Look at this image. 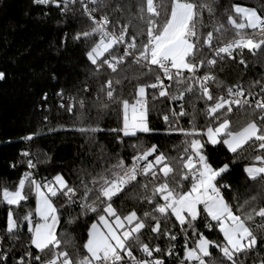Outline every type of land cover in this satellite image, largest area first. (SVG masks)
<instances>
[{
  "label": "snow or ice",
  "instance_id": "obj_1",
  "mask_svg": "<svg viewBox=\"0 0 264 264\" xmlns=\"http://www.w3.org/2000/svg\"><path fill=\"white\" fill-rule=\"evenodd\" d=\"M31 2L40 9L41 19L49 18L53 8L61 17H68L77 2L79 3L76 11L86 18L88 27L72 34L71 40L73 43H88L91 38L99 37L98 40L92 41L85 51L86 59L95 72H99L106 65L107 69L111 70L110 75L115 74L118 67L128 58L146 68L149 74L155 71L154 82L137 84L135 100L131 103L129 99L118 94L115 85L121 83L119 78L115 81L107 79L101 85L98 98L106 97V102L102 103L101 107L109 109L111 106H117L122 110V126L109 129L115 134L117 142H122L121 133L127 137L135 136L137 132L152 131L148 124L147 89L153 90V100L164 98L173 103L182 102L185 93L203 99L205 115L210 118V123L203 130L195 126L187 131L178 127L168 129L178 130L185 136V147L179 159L159 151L158 146L153 144L133 156L131 165L118 158L117 163L105 168L96 176H91V186L89 182L82 180V195L79 188L70 186L61 174L55 175L51 181H37L30 171L36 167L31 153L22 151L21 156L27 158L25 162L29 171L20 177L14 190L7 187L0 189V202L8 206L4 235L16 237L18 241L22 222L27 224L28 244L23 253L15 259V264H165L164 257L173 254V242L177 240L178 234L184 235L185 238L183 260L180 264H206L205 257L210 256V247L217 248L222 254L221 264H243L239 257H248L250 253L257 252L264 241V230L259 226L254 230L248 223L253 221L254 216L264 220V207L257 211L249 205L250 210H246L245 206L249 202L245 201L234 210L223 194V190H230L231 185L221 182L223 174L229 171L230 166L228 163L219 167L213 166L205 149L208 145L223 144L229 152L235 154L242 145L252 141L258 150H264V84L257 80L250 83L247 90L240 84L228 86L225 90L222 88L223 82L214 74L218 60L222 62L227 58L235 61L236 55L239 54V64L247 67L243 58L244 50L253 57L264 53V11L233 4L231 10L235 16L227 14V25L234 35L227 42L213 47L214 32L223 36L229 32V27L219 22L212 31L203 36L197 24L204 26L201 17L203 10L206 9L210 15H214L215 0H201L199 3L195 0H171L170 11L163 0L159 4L154 0H137L136 19L143 27L130 41L125 36L129 24L121 25L119 20L113 23L109 14L102 11L111 6L106 4L105 0H90L91 6L89 0ZM112 10L122 12L123 8L116 4ZM137 36L141 37L139 44ZM68 40V33H65L57 52L67 47ZM114 45H125L122 55L113 54L116 52ZM205 46L212 51L213 58L204 57ZM105 53H108L110 58L101 60ZM202 70L204 75H198ZM50 78L57 79L55 71L50 73ZM4 79L6 73L0 71V81ZM165 80L175 81L179 89L178 94L172 93ZM211 84L216 85L219 94L210 91ZM257 85L260 86L258 93L254 91ZM88 90L85 85L84 91ZM56 96L63 98L64 90L57 91ZM257 96L259 98H255ZM250 97L253 99L250 100ZM47 100L48 93L43 92L41 101ZM80 104L83 107V101H80ZM233 105L240 108L247 106L255 118L234 130L228 118V114L233 112ZM60 106L66 107L68 112H72L74 107L73 104L64 103ZM184 115L187 113L183 103L178 113L172 110L173 119ZM163 119L169 123L168 115H164ZM77 130L90 135L103 129L90 126ZM35 135L37 133H32L23 139L32 140ZM253 159L258 165L253 163L245 166L244 173L250 180H264V151ZM138 177L146 181L141 184L145 192L141 200L148 208L142 215H138L136 209L126 215L118 214L113 207V198L118 197V194L133 185V182L140 183ZM33 192L37 217L35 222L32 212L21 218L12 210V206H20ZM58 197L64 198L65 205L79 208L76 217L70 216V224L81 215L93 213L97 216V220L88 228V238L82 246L86 250L84 255L77 254L73 258L67 250H63L62 246L69 242H62L57 233L59 214L53 198ZM201 219L205 228H218L223 236L222 245L208 240L203 232L198 231ZM100 225H103V229ZM177 225L179 233L174 231ZM189 231L192 236L197 237L192 247L187 243ZM146 234L147 241L144 240ZM159 239L166 240L167 248L153 243ZM136 251L142 255H134ZM12 254L0 249V264H7ZM254 264H264V257L255 259Z\"/></svg>",
  "mask_w": 264,
  "mask_h": 264
},
{
  "label": "trees",
  "instance_id": "obj_2",
  "mask_svg": "<svg viewBox=\"0 0 264 264\" xmlns=\"http://www.w3.org/2000/svg\"><path fill=\"white\" fill-rule=\"evenodd\" d=\"M154 2L159 4L162 0H154ZM195 2L199 3L201 0ZM105 3L111 6L102 11L109 14L113 23L119 20L121 25L129 24L126 33L128 39L143 27L136 19L137 0H105ZM163 3L168 5L170 11L171 0H163ZM116 4L121 5L122 12L112 10ZM233 4L264 11V0H215L214 15H210L206 9L203 10L201 17L204 26L197 24L203 36H206L208 31H212L219 22L229 27L226 35L220 36L214 32L213 46L229 40L234 35L227 25V14L235 16L231 10ZM78 8L77 2L68 17H61L53 8L49 18L41 19L40 9L36 8L31 0H0V71L6 73V79L0 81V189L15 188L20 177L29 171L25 162L27 158L21 156L22 151H28L36 164L34 170L37 171L40 180L51 181L52 177L61 174L70 186H77L82 195V180L90 184L91 176H96L105 168L117 163L118 158L131 165L133 156L153 144L158 146L159 151L179 159L185 147L183 143L185 136L178 130L168 131V129L178 127L187 131L195 126L203 130L210 123V118L205 115L203 99L185 93L183 107L187 115L173 119L171 103L164 98L153 100V90L147 89L148 124L152 131L137 132L135 136L127 137L121 133L122 142H117L115 134L109 129L122 126V110L117 106H111L109 109L101 107L102 103L106 102V97L98 98L101 85L107 79L115 81L119 78L121 83L115 85L118 94L132 102L135 100L137 84L154 82L156 73L154 71L149 74L146 68L135 64L131 58L119 66L115 74L110 75L111 70L107 69L106 65L99 72H95L86 59L85 51L91 46V42L98 40L99 37L91 38L88 43L83 41L73 43L71 40L72 34L88 27L86 18L81 17L79 11H76ZM57 21L62 22L57 23ZM65 33L69 36L67 47L57 52ZM140 39L141 37L137 36V44ZM113 47L116 49L113 54H123L121 47L116 45ZM107 55L108 53H105L100 59L103 60ZM203 55L205 58L210 55L207 46L203 50ZM240 58L238 54L235 61L218 60L214 74L223 82L222 88L226 90L228 86L240 84L247 90L249 84L257 80L264 84V53L253 57L244 50L243 58L247 62V67L239 64ZM52 71L57 74L56 80L50 78ZM202 72L204 73V70ZM85 85L89 89L87 92L84 91ZM172 85L179 91L175 81H172ZM210 86L214 94L219 93L215 84ZM60 89L64 90L63 98L56 96V92ZM254 91L259 92L260 86L257 85ZM43 92L48 93L46 102L41 101ZM80 101H83V107ZM61 103L73 104V111L68 112L66 107L60 106ZM164 115L169 116V123L164 121ZM228 118L230 126L238 130L255 117L251 115V109L247 106L240 108L233 105V112L228 114ZM90 126H98L103 130L90 135L82 134L77 130ZM32 133H37L32 140L23 139ZM261 151L264 150H258L252 141L242 145L235 154L229 152L223 144L208 145L205 149L213 166L219 167L225 163L230 166L229 171L223 174L221 182L231 185V189L223 190V194L234 210L245 201L249 202L245 206L246 210H250L249 205L255 207L257 211L260 207H264V180L259 178L250 180L243 171L247 165L253 163L258 165L253 158ZM173 164L176 166L175 161ZM138 180L140 183L133 182V185L113 198V207L118 214L126 215L136 209L138 215H142L148 208V205L141 200L145 195L141 184L146 181L142 177H138ZM33 198V193H30L28 199L22 201L20 206H12L14 213L22 218L30 212ZM53 202L59 214L57 233L62 242H69L62 246L63 250H67L73 258L77 254L84 255L86 250L82 246L87 240L88 228L94 220H97V216L93 213H88L87 216L81 215L70 224L69 218L77 216L78 206L65 205L63 197L53 198ZM7 211L8 206L0 202V249L13 253L7 264H15V259L23 253L28 244L29 234L26 222H22L18 241L16 237L4 235ZM172 219L174 220V217ZM203 223L201 219L198 231L203 232L208 240L222 245L223 237L218 228L207 231ZM248 223L254 230L258 226L264 230V220L258 216H254L253 221ZM174 231L179 233V225ZM196 238L189 231L187 242L190 245L194 244ZM144 240H148V234L144 236ZM153 243H159L162 248L168 246L165 239L154 240ZM173 243L174 252L171 256L164 257L165 264H180L183 260L184 235L178 234L177 240ZM262 257H264V241L261 242L257 252L239 258L243 260V264H254L255 259ZM205 258L211 264H221L223 259L222 254L215 247H210V256Z\"/></svg>",
  "mask_w": 264,
  "mask_h": 264
},
{
  "label": "built area",
  "instance_id": "obj_3",
  "mask_svg": "<svg viewBox=\"0 0 264 264\" xmlns=\"http://www.w3.org/2000/svg\"><path fill=\"white\" fill-rule=\"evenodd\" d=\"M89 3H90V0H89ZM90 6H91V3H90ZM110 31H111V28L109 29ZM116 34L118 35L119 34V30H116ZM125 36H126V39L127 40H131V38L130 39H128L127 38V34H125ZM228 41V40H227ZM227 41H224V42H227ZM220 44H218V45H215V46H213V47H216V46H219ZM117 47H121L122 49H123V47L125 46V45H116ZM238 55V54H237ZM106 58H110L109 57V54L106 56ZM209 58H213L212 57V51H210V55L206 58V59H209ZM225 59H227V58H225ZM198 75H201V76H203L204 75V73L202 72V71H200L199 73H198ZM165 84H168L169 86H170V88H171V91H172V93L173 94H178V91H177V89H176V87H174L173 85H172V82H169V81H167V80H165ZM210 89H211V86H210ZM211 91V90H210ZM256 92V91H255ZM258 93V92H257ZM215 94H219V93H215ZM255 98H259L258 96L257 97H255ZM250 100H252L253 98H249ZM170 103H171V105H172V110L174 109L177 113L180 111V108H181V103H183V101L182 102H175V103H173L171 100H168ZM253 106H254V101H253ZM137 155V154H136ZM131 160H132V158H131ZM30 171H32V173H33V177L37 180V181H41L39 178H38V173H37V171L36 170H34V169H31ZM53 178V177H52ZM52 178H51V180H52ZM33 220H34V222H35V217L33 216ZM206 230L207 231H212V230H209L208 228H206ZM134 255H137V256H140V255H142L140 252H138V253H134ZM205 261H206V264H211L206 258H205Z\"/></svg>",
  "mask_w": 264,
  "mask_h": 264
},
{
  "label": "rangeland",
  "instance_id": "obj_4",
  "mask_svg": "<svg viewBox=\"0 0 264 264\" xmlns=\"http://www.w3.org/2000/svg\"><path fill=\"white\" fill-rule=\"evenodd\" d=\"M243 6V5H242ZM132 102H134V101H132ZM131 103V102H130ZM226 147V146H225ZM15 188H13V189H9V190H14ZM33 196H34V198H33V205L31 206V208H30V212H32V214L34 215V217H35V219H37V217L35 216V207H36V204H35V193L33 192ZM109 219H111V218H109ZM94 221H96V220H94ZM93 221V222H94ZM92 222V223H93ZM91 223V224H92ZM214 223V222H213ZM90 224V225H91ZM90 227V226H89ZM100 227H101V229H103V225H100ZM223 237V236H222ZM88 238V237H87ZM188 243V246L189 247H192V246H194V244L193 245H190V243L189 242H187ZM223 243H224V241H223Z\"/></svg>",
  "mask_w": 264,
  "mask_h": 264
}]
</instances>
